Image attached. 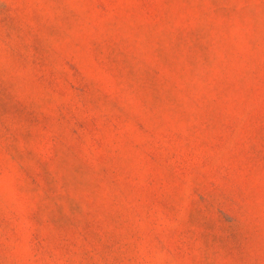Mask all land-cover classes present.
Listing matches in <instances>:
<instances>
[{
	"label": "rangeland",
	"instance_id": "obj_1",
	"mask_svg": "<svg viewBox=\"0 0 264 264\" xmlns=\"http://www.w3.org/2000/svg\"><path fill=\"white\" fill-rule=\"evenodd\" d=\"M0 264H264V0H0Z\"/></svg>",
	"mask_w": 264,
	"mask_h": 264
}]
</instances>
